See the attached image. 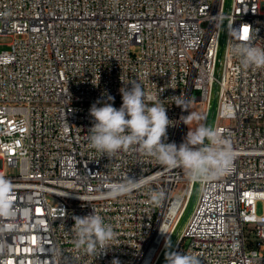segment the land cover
I'll return each mask as SVG.
<instances>
[{
  "label": "built area",
  "instance_id": "built-area-1",
  "mask_svg": "<svg viewBox=\"0 0 264 264\" xmlns=\"http://www.w3.org/2000/svg\"><path fill=\"white\" fill-rule=\"evenodd\" d=\"M229 28L264 47V0H0V177L13 185L0 264H155L162 250L264 264V68L239 64ZM132 81L167 108V142L188 132L187 100L231 144V167L192 182L135 148L93 149L90 107L107 92L118 109ZM128 176L142 187L108 198ZM93 209L116 233L106 254L75 247L73 216Z\"/></svg>",
  "mask_w": 264,
  "mask_h": 264
},
{
  "label": "clouds",
  "instance_id": "clouds-1",
  "mask_svg": "<svg viewBox=\"0 0 264 264\" xmlns=\"http://www.w3.org/2000/svg\"><path fill=\"white\" fill-rule=\"evenodd\" d=\"M229 35L237 37L235 29L229 28ZM232 55L244 68H264V47L250 41H239L232 45ZM131 87H122V104L113 106L114 97L107 92L101 94L89 109L92 127L88 133L90 146L103 156L114 157L121 151H136L153 157L166 169L182 168L192 182H207L224 174L232 165L235 153L231 144L214 128L198 123L192 128L189 124L202 120V116L189 111V101H177L176 105L188 111L181 117L189 130L179 145L167 142V129L172 125L166 107L156 97L150 96L139 81H132ZM126 84V85H127ZM140 178H130L123 182L108 185V198L117 199L130 195L142 187ZM13 194L12 183L0 177V214L12 208L10 200ZM165 198L163 191L156 192L151 199L160 203ZM75 247L86 254L107 253L113 247L116 233L112 225L97 214L95 209L86 216H73ZM166 264H201L195 253L169 252L165 256ZM112 264H120L116 258Z\"/></svg>",
  "mask_w": 264,
  "mask_h": 264
},
{
  "label": "rangeland",
  "instance_id": "rangeland-1",
  "mask_svg": "<svg viewBox=\"0 0 264 264\" xmlns=\"http://www.w3.org/2000/svg\"><path fill=\"white\" fill-rule=\"evenodd\" d=\"M12 38L11 36L8 35H3L0 37V48L1 49H8L9 48V43L11 42ZM197 122L198 121H193L189 124L190 127L194 128L197 126ZM189 130L188 126H187V131ZM193 201V200H192ZM192 208L191 205L188 207L187 211H184V217L186 218V216L188 214H190L189 212H191ZM258 211H261V207L258 205ZM189 216V215H188ZM187 216V217H188ZM185 222V219L182 221V224Z\"/></svg>",
  "mask_w": 264,
  "mask_h": 264
},
{
  "label": "bare ground",
  "instance_id": "bare-ground-1",
  "mask_svg": "<svg viewBox=\"0 0 264 264\" xmlns=\"http://www.w3.org/2000/svg\"><path fill=\"white\" fill-rule=\"evenodd\" d=\"M194 200L195 199H193V201L189 204V206L191 205V208L193 207V205H194ZM182 212H184V211H182ZM190 213V212H189ZM189 215V214H188ZM187 215V216H188ZM183 216H185L183 213H181V215L179 216V218L177 219V221H176V223H175V227L177 226V227H180V226H182L181 224H182V221H181V219H182V217ZM185 218V217H184ZM186 221V220H185ZM180 225V226H179ZM165 251H161V253L159 254V256L157 257V259H156V263L155 264H160L161 262H162V260L165 258V256H166V253L167 252H165Z\"/></svg>",
  "mask_w": 264,
  "mask_h": 264
},
{
  "label": "snow or ice",
  "instance_id": "snow-or-ice-1",
  "mask_svg": "<svg viewBox=\"0 0 264 264\" xmlns=\"http://www.w3.org/2000/svg\"><path fill=\"white\" fill-rule=\"evenodd\" d=\"M248 29H244L245 34L247 33Z\"/></svg>",
  "mask_w": 264,
  "mask_h": 264
},
{
  "label": "trees",
  "instance_id": "trees-1",
  "mask_svg": "<svg viewBox=\"0 0 264 264\" xmlns=\"http://www.w3.org/2000/svg\"><path fill=\"white\" fill-rule=\"evenodd\" d=\"M187 218H188V217L186 216V218H183V220H184V219L186 220Z\"/></svg>",
  "mask_w": 264,
  "mask_h": 264
}]
</instances>
